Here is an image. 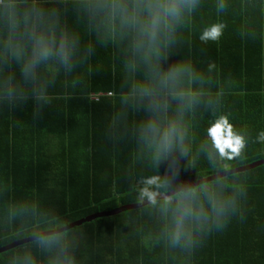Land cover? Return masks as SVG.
Returning <instances> with one entry per match:
<instances>
[{
    "label": "trees",
    "instance_id": "16d2710c",
    "mask_svg": "<svg viewBox=\"0 0 264 264\" xmlns=\"http://www.w3.org/2000/svg\"><path fill=\"white\" fill-rule=\"evenodd\" d=\"M234 1L239 8L238 23H229L238 25V32L230 40L238 47V54H234L239 58L236 73L240 79L205 82L200 87L202 102L180 117L187 130L188 151L183 155L174 150L157 160L150 141L141 138L138 125L145 113L123 102L133 82L119 79L125 74L124 56L111 42L110 48L95 50L87 62L64 76L66 80L57 78L50 88L51 103L39 113L34 112L30 100L20 106L0 103V247L94 212L145 200L146 190L153 195L164 193L264 158V142L255 141L257 133L264 130V80H249L253 41L260 46L264 74V36L260 33L253 39L250 31L249 5L253 0ZM189 26L179 36L192 46L199 32L194 24ZM223 33L208 43L217 47L213 54H222L221 46L228 41ZM97 53L104 56L97 60ZM105 56L113 71L97 80L92 71L105 69ZM171 64L168 57L162 67ZM80 70L89 76L84 78ZM99 91L111 94L90 98ZM207 99L216 102L217 110L227 114L237 130L246 132V146L239 157L216 162L206 158L203 129L212 114L203 103ZM149 178L157 183L147 185ZM256 186L264 187V164L185 190ZM179 193L1 252L0 264H64L66 260L69 264H200L197 242L181 246L170 240L172 206L165 202ZM145 235L149 240H143Z\"/></svg>",
    "mask_w": 264,
    "mask_h": 264
},
{
    "label": "clouds",
    "instance_id": "9594fccd",
    "mask_svg": "<svg viewBox=\"0 0 264 264\" xmlns=\"http://www.w3.org/2000/svg\"><path fill=\"white\" fill-rule=\"evenodd\" d=\"M198 4L199 0H0V103L20 106L30 100L39 113L51 103L50 88L58 76L87 62L97 44H121L124 71L143 69L123 97L134 111L145 113L138 125L141 138L150 141L157 160L174 150L185 154L187 130L180 117L202 102L200 87L211 77L189 60L167 68L162 64L180 43L179 30ZM225 8V0H216L217 14ZM224 29L225 24L216 20L203 26L197 39L203 45L215 42ZM213 68L208 63L207 73ZM203 103L212 113L203 129L206 158L216 162L239 157L246 132L237 130L216 102ZM255 141L264 142V130ZM155 183L153 178L146 181ZM143 197L153 201L150 191ZM165 203L172 206L173 245H191L194 230L222 229L236 212L234 199L207 189L184 190Z\"/></svg>",
    "mask_w": 264,
    "mask_h": 264
},
{
    "label": "crops",
    "instance_id": "0c3cea01",
    "mask_svg": "<svg viewBox=\"0 0 264 264\" xmlns=\"http://www.w3.org/2000/svg\"><path fill=\"white\" fill-rule=\"evenodd\" d=\"M216 0H213L214 2ZM211 0H199L198 6L193 10L191 15L186 18L184 26L179 30V33L186 32L190 26L194 24L196 31L209 23L214 22V19H224L225 24L224 35L228 37V41L222 44V54L214 53L216 46L203 45L199 41L193 43L192 46L184 41L180 43L170 52L169 60L173 64L182 60L191 61L193 67L203 73L207 78L211 77L210 81H236L239 80L237 75V64L239 63L238 47L234 46L230 40L232 35H237L238 25L230 24L229 20H237L238 23V4L234 0H225L226 8L223 13L217 14L215 4L210 3ZM252 12L251 28L253 39L259 37L260 33L264 36V0H253V4L249 5ZM222 15V16H220ZM220 16V17H219ZM219 19V20H220ZM226 21V22H225ZM228 21V22H227ZM183 37L181 36L180 39ZM258 42L253 41L249 59L252 62L253 70L249 73V80L253 82L264 80V74L261 73V62L259 59ZM109 43L97 44L96 51L108 49ZM116 50L121 51L122 45L116 44ZM187 54L191 55V59L187 58ZM97 60L104 55L94 54ZM186 56V57H185ZM105 58V69H96L92 73L95 79H104L112 74V68L109 69V60ZM124 60V59H123ZM97 62V61H96ZM214 65L211 74L207 73V64ZM111 65V64H110ZM107 66V67H106ZM82 76H89L86 71L80 70ZM79 71V72H80ZM79 74V73H77ZM143 74L142 68H137L133 73H121L120 80L133 82ZM63 76V77H62ZM262 76V78H261ZM59 80H66L64 75L57 77ZM82 78L81 80H84ZM75 79V78H73ZM123 142L124 139H119ZM127 141V139H125ZM214 191L224 197L234 199L236 205L235 215L249 214V217L236 218L235 215L226 223L220 230H213L209 233L203 231H195L193 233L194 242L196 244L197 259L200 264H264V187L256 186L252 188L226 189L224 187L212 188ZM149 235H145L143 240H149ZM110 241V240H109ZM187 248V247H186ZM189 248L186 249V254ZM187 257V256H186Z\"/></svg>",
    "mask_w": 264,
    "mask_h": 264
},
{
    "label": "water",
    "instance_id": "95a60500",
    "mask_svg": "<svg viewBox=\"0 0 264 264\" xmlns=\"http://www.w3.org/2000/svg\"><path fill=\"white\" fill-rule=\"evenodd\" d=\"M262 164H264V158L256 160V161H253V162L245 164V165H241V166H238V167H235V168H231V169H227V170L221 171L219 173L204 177L202 179H198V180H195V181H191V182H188V183H184V184L178 185V186L170 189L167 192L153 195V201L165 199V198H167L169 196H172V195H175V194L179 193L182 190H185V189H188V188H192V187H195V186H199V185L207 183V182H211L212 180H214L216 178H222V177L234 174V173L243 172V171L252 169L254 167H257L259 165H262ZM153 201H149L148 199H145V200H142V201H139V202H136V203H129V204H125V205H120V206H118L116 208H113L111 210L94 212V213L89 214V215H87V216H85L83 218L77 219V220H75V221H73L71 223L63 225L62 227L41 231V232L32 234L30 236H27V237L20 238V239H17L15 241H12V242H10V243H8L6 245L1 246L0 247V253L4 252V251H7L9 249L15 248L17 246H20L22 244H25L27 242H30V241L45 237V236H50V235L61 233V232L65 231V230L71 229L74 226H79V225H81V224H83L85 222L92 221V220H94L96 218L112 216V215L118 214V213L126 211V210L139 208V207L145 206V205H147V204H149V203H151Z\"/></svg>",
    "mask_w": 264,
    "mask_h": 264
},
{
    "label": "built area",
    "instance_id": "2783aa9c",
    "mask_svg": "<svg viewBox=\"0 0 264 264\" xmlns=\"http://www.w3.org/2000/svg\"><path fill=\"white\" fill-rule=\"evenodd\" d=\"M111 92H102V91H99L97 93H91L90 94V98L93 99V100H97L100 96L102 95H110Z\"/></svg>",
    "mask_w": 264,
    "mask_h": 264
}]
</instances>
